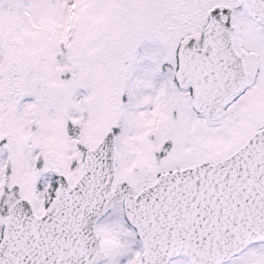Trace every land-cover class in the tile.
I'll list each match as a JSON object with an SVG mask.
<instances>
[{"label":"snow or ice","instance_id":"obj_1","mask_svg":"<svg viewBox=\"0 0 264 264\" xmlns=\"http://www.w3.org/2000/svg\"><path fill=\"white\" fill-rule=\"evenodd\" d=\"M0 264H264V0H0Z\"/></svg>","mask_w":264,"mask_h":264}]
</instances>
